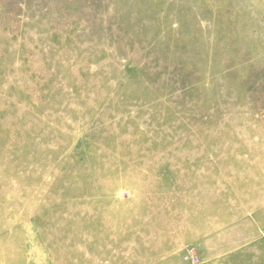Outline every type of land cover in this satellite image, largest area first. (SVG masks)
<instances>
[{"label": "rangeland", "instance_id": "1", "mask_svg": "<svg viewBox=\"0 0 264 264\" xmlns=\"http://www.w3.org/2000/svg\"><path fill=\"white\" fill-rule=\"evenodd\" d=\"M0 264H264V0H0Z\"/></svg>", "mask_w": 264, "mask_h": 264}]
</instances>
